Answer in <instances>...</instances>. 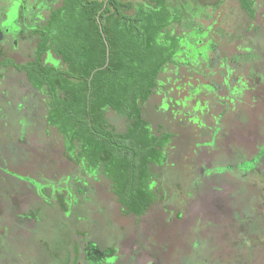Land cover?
<instances>
[{"label":"trees","instance_id":"1","mask_svg":"<svg viewBox=\"0 0 264 264\" xmlns=\"http://www.w3.org/2000/svg\"><path fill=\"white\" fill-rule=\"evenodd\" d=\"M57 2L51 7L43 2L44 7H48L44 10L46 14L43 23L40 21L33 22L31 25L26 24V26L23 24L19 28L20 39H33V50L26 62L14 61L3 47L0 48V79L3 78L1 72L7 68L24 76L34 96L43 98L47 129L55 127L61 135L62 147H64L62 156L69 163L68 167L78 169L77 173L70 172V176L65 178L66 183L63 179L65 172H62L59 182L56 184L54 182L53 187L46 193V199H44L46 204L52 208H58L62 213H68L69 202L71 204L75 200L77 203L81 202V196L91 190L89 184L93 177L89 176V168L99 169L98 175L106 180L108 191L118 204L120 212L137 218L157 202L165 201L167 197L170 200L169 195L172 191L174 197L182 191V194L187 193L191 195L190 199L193 198L194 194L204 188L203 183L211 172L227 171L232 166V169L238 170L237 176L245 173L242 170L244 164L248 162L243 161L242 164L230 165V167H227L228 164L216 165L205 169V172L201 174L192 163V156H196L197 151L206 150L212 156L214 155V161L215 159L218 161L217 157L222 155V142L219 141V135L205 131L195 132L194 130L197 129L195 123L188 122L183 125L186 128L185 137L188 138L186 149L179 150L175 147L178 146L177 141H186L181 133L182 125L176 124L175 119L171 126L166 125L164 120L158 117L154 122L156 125L153 126L143 114V105L153 94V90L163 89L164 85L160 83L162 79L159 77L163 68L169 63L191 68L190 65L194 63L189 58H185L183 62L171 61L169 53L166 57L160 52L162 40L170 39L173 44L176 43L175 35L170 37V30L173 27L180 26L182 30L187 28L186 24L189 22L185 21L187 17L177 12L180 0H137L135 2L130 0H58ZM236 3L243 11L245 20L241 30L235 29L239 33L236 37L231 27L224 28L227 32V40L232 43L235 38L239 39L238 35H245V31L256 26L259 28L260 23H264L263 19L262 21L257 19L258 9L261 6L256 5L255 0H236ZM155 6L158 7L156 11L152 10ZM170 8L173 12L169 11ZM5 11L6 6L0 4V21L4 19ZM189 20L192 19L189 18ZM254 21L259 22L253 25ZM20 22L21 19L18 23H13V26H17ZM189 23V27L192 28H196L195 24H198L195 20ZM217 23L222 27L221 23ZM25 31L29 33L27 32L28 35L24 36ZM161 32L163 36L159 35ZM243 44L248 46L246 40ZM47 51L60 60L58 67L43 62ZM216 52H219L220 56L214 55V66L220 65L227 70L226 76L222 75L221 81L217 80V83L228 93L238 91L234 95L232 92V95L237 97V110H239L238 106H242V111H248L245 113L246 117H243L244 120L241 121L245 123L247 118L256 116V113L252 111L254 108L262 107V103L255 99V95H259L262 87L264 90V73L263 67H257L255 62H259L264 56V49L260 48L254 39L251 49L238 46V50L231 53ZM211 67L213 68V64ZM244 68L249 69L250 72L241 73ZM252 69L256 71L251 73ZM169 70L166 69V71ZM233 73L234 77L230 78L231 76L228 75ZM225 77L228 86L224 87L223 78ZM247 87L248 91H243ZM18 105L14 103V106L9 109L6 108L4 101L0 100V155L5 152V148L2 147L7 144L12 148V159L16 163H19L16 158H19L21 152L17 154L18 156L16 155L17 149L20 148L16 147L14 142L20 141L22 134H11L9 131L17 129L16 123L20 119L19 114L22 108H17ZM108 111L120 116V119L124 121V131L118 132L110 124L106 116ZM6 114L13 116L7 117L10 123L8 130L4 127ZM240 114L243 115L241 112ZM170 143L173 144V149H177L168 150ZM236 151L239 152V149ZM32 156L31 152H28L24 157L29 163L32 160L29 158ZM185 156L189 158L187 163L184 160ZM168 157L171 159L169 162H167ZM1 160L4 161L1 170L6 168L11 180L23 178L29 183L35 182L32 183L35 187L40 185L34 180L36 174L29 176L32 175L31 172L24 170L22 172L20 169L17 171L13 162L9 163L10 166H6L2 157L0 162ZM178 164H182L184 187L179 183L171 186L167 183L168 181H165V169H175ZM234 180L244 184L241 190L247 187L253 189L249 186L260 184L254 179L253 173L236 177ZM261 183L264 186V182ZM63 184H67V187ZM65 188L70 189L71 195L67 203L64 195ZM78 188L82 194L77 193ZM4 199L6 202L9 201L6 197ZM48 211H50L49 208H38L27 215L36 217L41 221V225L45 223ZM255 212L256 209H252L245 213V216L253 213V216L245 217L250 223L254 222V218H259ZM49 228L51 231L54 230V226ZM57 229L58 226H55V235L53 233V238L47 241L43 239L46 235L43 238L39 237L41 235L38 236V244L41 247L38 253L43 252L50 264L53 262L76 264L79 260V244L74 240L71 241L72 248L69 250L70 241L67 234L56 237L59 234ZM76 233L78 234L77 231ZM94 244L102 254L109 255L104 263L109 259L116 260L115 248L100 249L99 245L88 240L81 250L86 264H95L92 261L97 257L91 255L90 247ZM84 251L90 256L84 254ZM9 261V264H15V261ZM20 262L18 260L16 264H22Z\"/></svg>","mask_w":264,"mask_h":264},{"label":"rangeland","instance_id":"2","mask_svg":"<svg viewBox=\"0 0 264 264\" xmlns=\"http://www.w3.org/2000/svg\"><path fill=\"white\" fill-rule=\"evenodd\" d=\"M0 1L1 5L4 4L6 6V3L9 4L10 2L11 4L16 0ZM21 1L23 0H19L18 4ZM57 1L30 0L29 4L34 9L39 3L44 2L51 7V5H56ZM130 1L135 2L137 0ZM200 1L201 3L197 0L193 2L192 0H182L183 4H186V2L191 3L193 7L198 8L199 12H204L206 15H214L213 17L210 16V20L219 15L218 18L221 21L222 29L231 27L234 35L239 34L235 29L241 30L245 17L232 0ZM261 3L264 2L261 1ZM36 11L35 9L33 11L29 10L30 15L27 18V25L33 23L32 14ZM43 11L41 15L45 16L46 11ZM258 13L257 19L259 20L264 13L262 5L258 9ZM16 17H14V20ZM205 19L204 16L200 17L197 20L198 24H195V26L200 24L203 27L205 23L210 21L205 22ZM7 22L11 27L10 20ZM256 22L258 23L259 21H254L253 24H257ZM27 32L29 33V31ZM27 32L25 31L26 34L24 36L28 35ZM255 40L258 42L259 47L264 49V23H260ZM32 45L34 46L33 39L23 40L17 38L16 47L14 48L8 36L7 39L4 38L3 41H0V48L3 47L14 58V61L23 63L29 59L31 50H33ZM193 57L194 62L199 60L198 56L193 55ZM255 64L257 67H263L264 73V56ZM254 70L252 69L251 73ZM248 71L250 72L249 69L244 68L241 73H247ZM1 74L3 78L0 79V95L3 90L10 94L17 93L20 90L27 95L32 94L31 88L26 85L25 78L21 73H15L11 68H7ZM24 84L25 86H23ZM25 87L28 90L27 92L24 91ZM27 99H29V96H26ZM27 103L30 104L31 102ZM238 107L243 114L237 119L238 122H241L244 120L243 117H246V114L242 111V106ZM254 112L256 113L254 117L256 124L264 126V110L259 107ZM107 116L111 121L114 119L113 121L117 125L119 122L116 121L117 115L108 111ZM233 120L228 118L226 123H231ZM245 123L241 124L239 128H235L233 133H237L235 130L242 131ZM10 133L12 134L14 131L11 130ZM181 133L185 134L186 128H183ZM244 135L238 134L237 136H239L238 138L240 136L244 138ZM38 137L29 135L28 139L35 148L33 151L37 149L43 156L44 164H48V161L51 160L64 167L63 165H65L66 161L61 154L60 138L51 130L48 136ZM235 137L236 135L233 136V138ZM178 141V146L175 147L183 150L186 144ZM28 147L30 148V146ZM225 152L224 155L217 157L220 161L215 159L216 162L213 159L214 155L212 156L211 153L204 159L199 156L198 161L195 158L199 155L197 153L196 156H192L191 160L195 168L198 171H202V168L209 169L216 165L229 163L231 159ZM234 157H236L235 154ZM260 164L257 169L263 174L264 161ZM181 165L178 164L175 169H165V181H168L167 183L171 186L174 183H179L184 187V172L183 168L181 170ZM19 168L29 172L32 171V168L25 165ZM47 168L45 167V171L40 173L44 176H50L51 174L48 173ZM65 168L67 169V166ZM225 177L226 175H222L217 178V181H211V179L204 181V188L194 194L193 198H189L190 200L185 197L184 199H177L176 196L170 197V200H165L166 202H157L141 217L137 218L133 215H123L120 212L119 206L112 195L110 193L106 194V191L108 192L106 180L98 175V182L89 184L92 190L88 195L90 200L82 203L85 200L82 195L80 204H77L75 209L69 211H72V216L68 218L70 222L65 221L66 218L58 208H53L54 211L47 212L45 223H42L40 227L38 225V229L36 223L27 220L21 223L16 218L17 215L21 216V213L35 206L34 191L27 187L26 184L16 181L12 185L11 199L8 201L9 205L5 203L4 191H0V256L2 253H8L15 259L20 260L22 264H50L43 252L38 253L40 245L37 242V238L39 235L42 238L46 235L43 239L47 241L55 235V228L53 231L49 228L51 216H55V225L59 229V234L56 237L67 234L68 241H70L69 250L72 248L71 241L74 240L79 244V260L76 264H86L81 250L83 244L88 240L96 243L97 246L99 245L100 249L106 247L116 249V260L109 259L104 264H264V196H253L252 191L248 187L241 190V187L244 186L241 181H234L232 178L228 179ZM64 182L66 183L67 179ZM63 185L67 187V184ZM254 190L256 189L254 188ZM238 192H241V196ZM209 197H211L210 201ZM252 208L256 209V216L260 219L254 218V222L250 223L245 217L253 216V213H249L246 216L245 213L252 211ZM76 211H80V213L77 212V214ZM35 255H37L36 258ZM9 262V260L0 259V264H9ZM51 264L57 263L53 262Z\"/></svg>","mask_w":264,"mask_h":264},{"label":"flooded vegetation","instance_id":"3","mask_svg":"<svg viewBox=\"0 0 264 264\" xmlns=\"http://www.w3.org/2000/svg\"><path fill=\"white\" fill-rule=\"evenodd\" d=\"M18 1L19 0H16L12 2L11 4L10 2L9 4L6 3V11L4 14V19L0 21V39H1L0 41H3L4 38L7 39V36H8L11 39V44L13 47H16L17 38H19L18 37L19 28H21L23 24L24 26H26L27 18L30 15L29 10L30 9L32 11L34 9L35 11L37 10L36 12H33L32 14L33 22L38 23L41 21V23H43L45 16L41 15V12L43 10L48 9V7L47 8L44 7L43 3H39L37 6H35L34 9H32V5L29 4L30 0H23L21 1L20 4H18ZM193 1L194 0H192V2ZM197 1L201 3L200 0H197ZM232 1L234 4L237 5L236 0H232ZM258 1L259 0H255L256 5L261 6L264 4V3H261V1L264 2V0H260V2ZM186 4L185 3L183 4L182 0H180V6L178 7V11H177V12H180V14H182L183 16L187 17V19H185L186 22L188 21L191 22L194 20L197 21L202 16L206 18L205 22H207L208 20H210L209 19L211 18L210 16L212 17L214 16L210 14L206 15V13L204 12H199L198 8L193 7L191 3L186 2ZM157 8L158 7L155 6L152 8V10L155 9L156 11ZM237 8L240 11H242L238 5H237ZM262 10L264 12L263 6H262ZM169 11L173 12V9L170 8ZM15 16L17 17L14 20ZM218 17L219 15L215 17L214 19H212L210 23L209 22L205 23L203 27L200 26V24L196 28L189 27V24H190L189 22L186 24L187 26L186 30H182L180 26L173 27L170 30L171 31L170 37L173 36V34L175 35L176 43L174 44L172 40L170 39L162 40L163 44H162V47L160 48L161 49L160 52L166 57L168 56V53H169L170 55L169 60L183 62L185 58H189L191 62H194L193 55L198 56L199 60L197 62H194L192 65H190L191 68L178 66V65L174 66L171 63L166 65L163 68L164 69L163 72L159 75V77L162 79V80L160 79L161 80L160 83L164 85L163 89L159 88V90L157 89L153 90V94L149 97V99L143 105V108H144L143 114L145 116V119L151 122V125L153 124V126L156 125L154 123L157 121L156 119H158V117H161L164 120L163 122L166 125L168 124L171 126V123L174 122L173 119H175V123L176 124L180 123L182 125L181 129H183L185 128V126H183L184 124H188V122L190 123L192 122V123H195L197 127V129L194 130L195 132L203 133V131H205L207 133L211 132L213 134L219 135L220 137L219 141L222 142L221 143L222 144V155H224V152L226 151L225 153L228 154L229 158L231 159L229 160L230 162L227 163L229 165L227 167H230V165L235 166L236 164H242L244 163L243 161L248 162L247 164H244V168L242 170V172L244 171L245 173H243V175H241L242 174L241 173L240 176L243 177L248 174L252 175L253 173V176L255 175L254 179L259 181L261 185L259 184L257 186L254 184L255 185L254 186L252 184L249 187H252L253 189L250 188V190L252 191L253 196L255 195L257 197L258 196L263 197L264 195H262V193L264 194V186L262 185L261 182H264V179H263L264 172L262 174V172L258 171L259 169H257V167L261 165L260 163L264 161V131H263V128L261 125L259 126L258 123L256 124V120L254 118L250 117V119L246 121L245 126H243L244 129L242 131L235 130V132L237 133H233V130L235 128H239L241 124H244L242 122H238L237 120L240 118V116H242L240 114L241 111L237 110L236 108L237 103H238L237 97L233 96L235 93H238V91L237 92L235 90L232 91L233 92V95H232V92L228 93L225 90V88L221 89L222 86L217 83V80L218 78L220 80V77L222 75L223 77L226 76L227 70L224 69V67L220 65H218V67H215L216 65L214 66V59H215L214 55H216L217 57L220 56L218 55L219 52H216V51H223L226 53H231V51L233 52L235 50H238V46L240 47L245 46V49H251L254 39L257 36L259 28L255 25L256 26L255 28H251L249 31H245V35H242V36L238 35L237 38L239 37V39L236 40L235 38L234 42L232 43L227 40L226 30L222 29V27L219 26V24L217 23V22L221 23ZM189 18H191L192 20H189ZM19 19H21L20 24H18L17 26H13L14 25L13 23L16 24L19 22ZM260 19L261 21L263 19V22H264V14L261 15ZM8 20H10L11 27L9 26L7 22ZM216 27H218V29H216ZM208 34H210V36H208ZM159 35L163 36L162 32ZM234 36L236 37V35ZM244 40H246V42L248 43V46L243 44ZM232 47L233 49H231ZM43 60H44L43 61L44 63L51 64L52 66H55V67H58L61 63L60 60L58 58H55V56L50 51H47L44 54ZM211 64H213V68L211 67ZM166 69H170V70L166 71ZM230 72L232 73V70H230ZM228 76H231L230 78H232L234 77V73ZM235 80H236V75H235L234 81ZM223 82H224V87L228 86L226 82V77L223 78ZM25 83L27 86H29L26 80H25ZM23 86H25V84ZM24 89H25L24 91L26 92L28 91L26 87ZM246 90L248 91V87L243 91H246ZM26 96H29V99L26 100ZM39 97H35L33 94V91L31 95L29 94L27 95L21 90L13 94L6 93L5 90H3L0 95V100L4 101L6 108H9V109L12 108V106H14V103L19 104L17 108L22 107L21 113L19 114L20 119L16 123L17 129L14 131V134L16 133L22 134L21 135L22 138L20 139V141L16 140L14 142L15 146L20 148L19 150L17 149L18 153H16V155L17 154L19 155V152H21L19 155V158L15 157L16 159H18L19 163H16L13 161L12 148L7 146V144L2 147V148H5L4 149L5 152L2 153L0 157H2L5 160L6 166L8 165L10 166L9 163L13 162V164H15L17 167V171L20 169L19 167L22 165L23 166L26 165L27 167L32 168V171H31L32 175H29V176H33V174H36L35 175L36 177L34 178V180L40 183L39 186L36 185L37 187H35V185L32 184L35 182L29 183L23 178H16L17 180H14V181L11 180V178L9 177L10 175L7 174L8 170H5L6 168L1 170L3 168L2 165L4 164V161L1 160L2 162H0V191L3 190L5 193L6 199L10 200L11 194H12V185L13 183L15 184L16 181L20 182L21 184H26L27 187H30L34 191L33 193L35 195V197L33 196L34 201H35L34 208L27 209L26 212L21 213L20 214L21 216L17 215L16 218L21 223L25 222L24 220L31 221L32 223H36L37 229L40 227L41 221H39L36 217L28 216L27 214L34 209L37 210L38 208H45V207H48L50 211H54V209L50 207L48 204H46V202L44 201V199H46V196H45L46 193H48L50 188L53 187L52 184H54V182L55 184L59 182V178H61L62 172H65L63 179L68 178V176H70V172H76V173L78 172L77 168L76 169L74 167L69 168L68 167L69 163L66 160H65L66 161L65 165H63L64 167H62V165L60 164L58 165L55 161H51V160L48 161V164L46 163L44 164L43 162L44 158L39 153V150L36 149L33 151V149L35 148L29 142L28 136L35 135L36 137H38V134H40V136L38 137L40 138L50 133V130L54 132L60 138L59 141L61 144V154H62V151L64 150V147H62L63 142L61 139V135L58 133L56 128L50 127L48 130L47 129L48 127H46V122H45L46 110L44 108L43 98L42 97L39 98ZM255 99L256 100L258 99L262 103L261 105L262 107L260 108L261 110H264L263 87L261 88L259 95L258 94L255 95ZM27 102H31V103L29 104ZM255 109L256 108H254V110L252 111H255ZM252 111H250V113H253ZM247 112L248 111L245 110V113ZM7 113H9V111ZM106 116H107V113H106ZM7 117L11 118L13 116L9 114L5 115V119H4V121H6V124L4 126L5 130L6 129L8 130V127L10 125L9 118ZM228 118L229 119L231 118L234 120L231 123L229 122L227 124L226 120ZM113 120L111 121L110 119H108L110 124L114 126L115 130H117L118 132H122L125 130L124 121L120 119V116H117L116 121H119L118 123L116 122L117 125L114 123L115 121ZM185 134L182 133L184 137H185ZM238 134H245L244 138L242 136L238 138L239 137L237 136ZM234 135H236L235 138H233ZM185 139L186 141L184 140L183 143L187 144L188 138L185 137ZM217 139H218V136H217ZM28 146H30L31 150ZM173 148H174L173 144H171L170 147H167L168 150H172ZM236 149H239V152L236 151ZM202 151L205 153L200 152V151L197 152L199 153V155L195 157L197 161L199 160L198 159L199 156L200 158L204 159V157H207L210 154V152L206 150H202ZM28 152H31V156L32 155L34 156V157L32 156L29 158V160L32 159L29 163H28V160H26V158L24 157L26 153ZM234 154L236 155V157H234ZM170 160L171 159L168 157L167 162H169ZM184 160L187 163V161H189V158L185 156ZM65 166H67V169L65 168ZM45 167L49 168V169L47 168V171L48 173L51 174L50 176L49 175L44 176L42 173H40V172L45 171ZM247 167H249V169ZM89 169H90L89 176L93 177V179L91 180L94 183H97L98 182L97 176L99 174V169H92V168H89ZM205 169L202 168V171H200L201 174L205 172ZM236 174H238V170L236 168L232 169V166H231V168L227 171L223 170L222 172H211L210 174H208V178L206 179V181L210 179L211 181H217V178H220L222 175H226L225 178H228V179H231V178L235 179L236 177H240V176H237ZM254 187L256 190H254ZM89 190L90 188L88 189V191ZM77 191H78L77 192L78 194L82 192V191L80 192L79 188ZM90 192H86L85 194H83V196L85 197V200L82 201V203L90 200L88 198V195ZM64 193L66 197L65 202L67 203L69 201V197L71 196L70 189L65 188ZM108 193L109 191L108 192L106 191L107 195ZM172 193L174 192L172 191L170 193L169 195L170 197H173ZM238 194H240L241 196V192H238ZM175 196L177 197V199L178 198L184 199V197L189 199L191 197V195L187 193L182 194V191L181 193H178ZM208 199L210 201L211 197H209ZM166 200H168V197ZM46 201L48 202V200ZM5 203L9 205V203L6 202V200H5ZM77 204H80V202L77 203L76 200L72 204L71 202H69V210L75 209ZM165 208L167 209V207ZM71 212L63 213L64 217L66 218L65 221L70 222L68 218L71 217L69 216ZM77 212L80 213V211H76V213ZM51 220L52 221L50 222L49 225L54 226L55 228V226H57L55 225L56 224L55 216H51ZM90 247H91V255L92 256L94 255L95 257H97V259L95 258L94 261L92 260L91 261L94 262L95 264H104L105 259L109 257V255L106 253L102 254V252L95 246V244L91 245ZM6 254L2 253V255L0 256L1 257L0 259L4 261L12 260V261L18 262L17 258L15 259L14 257H12V255L8 253ZM84 254H87L86 251H84ZM87 256H90V254H87Z\"/></svg>","mask_w":264,"mask_h":264}]
</instances>
